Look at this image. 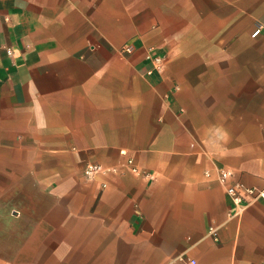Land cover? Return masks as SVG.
Returning <instances> with one entry per match:
<instances>
[{"label":"crops","instance_id":"1","mask_svg":"<svg viewBox=\"0 0 264 264\" xmlns=\"http://www.w3.org/2000/svg\"><path fill=\"white\" fill-rule=\"evenodd\" d=\"M222 168L264 188V0H0V264H264Z\"/></svg>","mask_w":264,"mask_h":264},{"label":"built area","instance_id":"2","mask_svg":"<svg viewBox=\"0 0 264 264\" xmlns=\"http://www.w3.org/2000/svg\"><path fill=\"white\" fill-rule=\"evenodd\" d=\"M261 26H258L257 29L253 32L252 36H256L261 32ZM10 53V51H9ZM157 60H159L157 58ZM129 164L132 167V170L135 173H141L139 168L134 164V160L132 158L129 159ZM116 171L113 167H104L101 164L89 163L85 166L83 170V175L85 178H93L96 174L100 172H114ZM234 171L227 168H222L218 170V181L226 187L228 195L231 197L232 201L239 206H243V196L241 192H246L251 195H256V197L264 198V188L261 190H257L255 188L247 187L245 184L239 181L234 180ZM146 176H150L146 174ZM210 232L215 240L218 239L217 230L215 228H211ZM192 263H195L193 260Z\"/></svg>","mask_w":264,"mask_h":264}]
</instances>
